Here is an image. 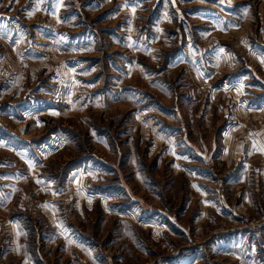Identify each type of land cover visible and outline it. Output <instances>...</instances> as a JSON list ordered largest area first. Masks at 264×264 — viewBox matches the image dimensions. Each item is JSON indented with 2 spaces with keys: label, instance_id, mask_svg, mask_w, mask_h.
<instances>
[{
  "label": "rangeland",
  "instance_id": "rangeland-1",
  "mask_svg": "<svg viewBox=\"0 0 264 264\" xmlns=\"http://www.w3.org/2000/svg\"><path fill=\"white\" fill-rule=\"evenodd\" d=\"M42 2L0 0V264H264L221 234L264 222V0Z\"/></svg>",
  "mask_w": 264,
  "mask_h": 264
},
{
  "label": "crops",
  "instance_id": "crops-1",
  "mask_svg": "<svg viewBox=\"0 0 264 264\" xmlns=\"http://www.w3.org/2000/svg\"><path fill=\"white\" fill-rule=\"evenodd\" d=\"M39 3H40L39 10H37L38 7L36 6V3H35V5H34L33 8L32 7L29 8V11L31 12V10H33V13L35 15H38V16L39 15L40 16H42V15L43 16L51 15L53 18H55V21H57L56 20V18H57V12L54 11V10H51L49 12L48 11H42V8L44 6V3L42 2V0H39ZM27 11L28 10L24 11L23 14L27 13ZM2 16L3 17H1V15H0V42L6 41L8 43L9 42L8 32L11 30V27H15V26H13L11 24V20H12V19H10L11 17H8V16H10V13H8V12L7 13H4ZM33 28H34L33 31H37L38 30V32H39L38 35H35L34 34V37L33 38H35V39L37 38V36H41V34H40L41 32H46V27H33ZM1 49L2 48H0V50ZM2 54H4V55H1L0 54V61H3L4 59L6 60V57H7V55L5 54V52L2 53ZM241 167H243V165ZM246 172H248V165H246L243 168H241L238 171V177L237 178L236 177L235 178L233 177V179L230 182L233 183V184H236V185H241V183L244 181L243 176L246 177ZM226 183H228V182H226ZM259 184H260V186H259ZM254 187H255L254 188V190H255L254 192L255 193L252 195V193L250 192V195L247 197V198L250 197V202L252 201L251 199L253 198L254 195H256V194L258 196L260 194L261 195H264V179L261 180L260 183H257V185H255ZM222 197L224 198L223 195H222ZM223 198H222V200H223Z\"/></svg>",
  "mask_w": 264,
  "mask_h": 264
},
{
  "label": "built area",
  "instance_id": "built-area-1",
  "mask_svg": "<svg viewBox=\"0 0 264 264\" xmlns=\"http://www.w3.org/2000/svg\"><path fill=\"white\" fill-rule=\"evenodd\" d=\"M14 76L11 72H9L7 69H1L0 70V86L1 85H11L13 83ZM263 215V221H264V212L262 213ZM236 219L239 218L235 215ZM231 219L230 217H228ZM240 219V218H239ZM243 221L241 222L240 227H237L232 230H227L222 232L221 234H227V233H232L235 231H238L239 234L241 232H246V235L251 236L253 239V242L259 246V247H264V237L262 235V228L264 227V222L260 223V221H256L255 223H252L248 221L247 219H242ZM214 236L220 235V233H215L213 234Z\"/></svg>",
  "mask_w": 264,
  "mask_h": 264
},
{
  "label": "snow or ice",
  "instance_id": "snow-or-ice-1",
  "mask_svg": "<svg viewBox=\"0 0 264 264\" xmlns=\"http://www.w3.org/2000/svg\"><path fill=\"white\" fill-rule=\"evenodd\" d=\"M133 11H135V8H133ZM17 43H19V41H17ZM220 51L223 52L224 49H220ZM258 59L260 60V62H261L262 64H264V55H259V56H258ZM241 87H243V86H241ZM30 166H33V165H31V162H30ZM89 203H91L90 200H89ZM58 226H59V225H58Z\"/></svg>",
  "mask_w": 264,
  "mask_h": 264
}]
</instances>
